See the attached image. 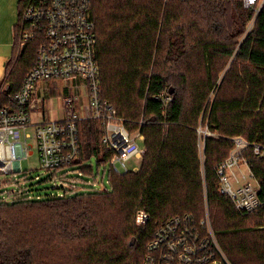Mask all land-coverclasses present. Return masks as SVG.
<instances>
[{
  "label": "trees",
  "instance_id": "trees-1",
  "mask_svg": "<svg viewBox=\"0 0 264 264\" xmlns=\"http://www.w3.org/2000/svg\"><path fill=\"white\" fill-rule=\"evenodd\" d=\"M24 2L0 109L36 61V42L18 47ZM92 11L102 99L144 136L140 168L110 174L108 191L0 197V264H143L159 226L200 219L206 205L228 260L264 264V154L253 151L264 148V0H92ZM78 125L82 159L110 158L101 123ZM235 153L259 184L252 212L218 191L216 170ZM140 210L150 217L143 225Z\"/></svg>",
  "mask_w": 264,
  "mask_h": 264
},
{
  "label": "built area",
  "instance_id": "built-area-1",
  "mask_svg": "<svg viewBox=\"0 0 264 264\" xmlns=\"http://www.w3.org/2000/svg\"><path fill=\"white\" fill-rule=\"evenodd\" d=\"M255 2L246 0L247 5ZM18 36L21 48L30 42H36L38 47L35 64L20 91L10 96L8 106L0 109V174L23 172L22 161L36 151L42 172L35 179L53 185L54 191L47 197L64 198L75 193L108 191L110 174L138 171L145 153L138 140H144V136L140 131L131 133L113 104L102 99L92 0H25ZM47 80L67 81L63 86L65 93L59 96L64 113L61 119H47L44 106L47 97L36 95L37 83ZM33 114L39 115L37 121ZM82 120L101 123L102 144L111 152L105 161L103 156H93L97 161L96 172L90 164L93 157L81 156L78 124ZM253 151L258 156L264 154L259 144L253 145ZM241 165H248L241 153L219 164L218 191L231 200L236 210L248 213L259 208L262 201L259 189L251 182L240 184L234 170ZM88 166L92 175L83 173ZM19 188L27 190V186ZM17 191L2 197L11 200L22 194ZM30 196L42 198L40 194ZM149 218L144 210L136 214L140 225ZM143 264L231 263L219 245L209 217L198 220L184 214L159 226L147 245Z\"/></svg>",
  "mask_w": 264,
  "mask_h": 264
},
{
  "label": "rangeland",
  "instance_id": "rangeland-1",
  "mask_svg": "<svg viewBox=\"0 0 264 264\" xmlns=\"http://www.w3.org/2000/svg\"><path fill=\"white\" fill-rule=\"evenodd\" d=\"M19 1L20 0H0V41L5 39L7 34H11L12 27L17 25L18 23V7H19ZM9 32V33H8ZM19 42V41H18ZM20 49V43L18 45ZM6 62L1 67L0 65V87L2 84V81L5 76V70H6ZM76 82V81H75ZM67 83V81L60 80L57 83L55 81H52L48 87V91L51 92V89L53 88L55 91V94L62 95L65 93V89H63V86ZM56 85H59V88H56ZM58 100H55L53 106L58 108L59 107ZM52 115H58V112H52ZM37 118V117H36ZM200 134L202 136L207 135L210 136L211 133L207 128H200ZM139 144L141 146H144L143 140H138ZM22 167L23 172L15 173L16 176H14V173H1L0 174V197L5 195L8 197L13 190H17V193H23L24 191L20 189L19 187L27 186V190H29L30 194L32 196L35 195H42V197L46 198L51 191H54L53 185L47 181L39 182L35 179V175L40 174L42 172V169L40 168L37 153L34 151V154H32L28 159H24L22 161ZM94 166L95 172L97 171V161L96 157H93L91 159V163ZM89 167V166H88ZM88 169V168H87ZM91 169V168H90ZM86 170V169H85ZM83 170V173L85 175H92L91 171L89 170L86 172ZM235 175L237 178L240 179V184L244 183V181L251 182L256 189H259L258 181L255 180L251 175V169L249 165H241L240 167L236 168L234 170ZM244 176V177H243ZM11 179H15V182H12ZM23 191V192H22ZM236 209V208H235ZM256 210V209H255ZM208 216L209 221L211 223L212 229H213V223L211 218V213L209 210V207H205V214L202 218L198 219L201 220L204 217ZM216 219V216H214V221ZM214 232V230H213ZM228 259V258H227ZM231 263V262H230ZM232 264V263H231Z\"/></svg>",
  "mask_w": 264,
  "mask_h": 264
},
{
  "label": "crops",
  "instance_id": "crops-1",
  "mask_svg": "<svg viewBox=\"0 0 264 264\" xmlns=\"http://www.w3.org/2000/svg\"><path fill=\"white\" fill-rule=\"evenodd\" d=\"M9 33V32H8ZM5 39L0 41V65L1 67L4 65V63L8 62L12 52H13V47L15 43V26L12 27L11 34H7ZM54 81V80H47V81H41L37 83L36 87V95L38 97H47V100L44 102L45 109H47L45 113V117L47 119H61L64 116L63 111L60 109L61 107V100H59L58 94H55L54 89H51V92L48 91L49 84ZM55 100L60 101L59 102V107L56 108L53 106ZM58 112V115H52V112ZM37 114H33V118L35 121L38 119ZM37 117V118H36Z\"/></svg>",
  "mask_w": 264,
  "mask_h": 264
}]
</instances>
